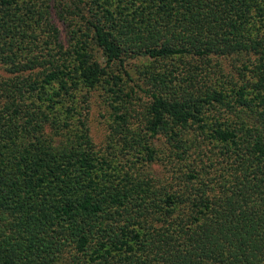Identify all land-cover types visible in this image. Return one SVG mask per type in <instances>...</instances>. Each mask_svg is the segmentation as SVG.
<instances>
[{
    "label": "trees",
    "instance_id": "16d2710c",
    "mask_svg": "<svg viewBox=\"0 0 264 264\" xmlns=\"http://www.w3.org/2000/svg\"><path fill=\"white\" fill-rule=\"evenodd\" d=\"M48 1L0 0V264H264V0H54L68 48Z\"/></svg>",
    "mask_w": 264,
    "mask_h": 264
},
{
    "label": "rangeland",
    "instance_id": "374dc122",
    "mask_svg": "<svg viewBox=\"0 0 264 264\" xmlns=\"http://www.w3.org/2000/svg\"><path fill=\"white\" fill-rule=\"evenodd\" d=\"M49 10H50V23L52 29L50 32L47 28H44L43 25L40 29L41 31L38 33V39L42 42L48 41L51 39L49 46H58V44L62 45L63 48H68L73 44L78 38H81V33H85L86 27L83 23L78 21V17H76L73 13H75L74 8L72 5H67L66 10L63 12V15L59 14V8L62 4L56 3L54 0H49ZM51 34V37H50ZM88 50H90L93 56L101 61H103V56L101 50L96 47L94 43L90 40L88 41ZM135 60V59H134ZM243 58L240 56H234L233 58L229 57L223 61H221L224 68H219L221 70V74L224 77L231 76L233 74L234 66H238L240 61ZM138 64V60L132 61ZM131 63V64H134ZM194 66H193V65ZM190 68L192 70H196L197 74L204 72L200 68L205 67V63H202L201 60L197 62H192ZM242 66V65H239ZM199 69H198V68ZM137 71L134 70L132 73H136ZM2 73V68L0 67V74ZM107 96L108 93L105 92L104 89L98 87L95 90H92L88 93L87 98L84 101V106L86 110V117L89 127L90 136L93 142L96 144L97 148H102L106 151L110 150L111 143L109 140V128L111 123V111L107 105ZM198 136V135H197ZM200 137V136H198ZM200 140V138H199ZM157 144L164 147L163 140H157ZM100 149V150H102ZM102 150V151H104ZM105 151V152H106ZM112 151V150H111ZM117 163L119 166H127L130 162H127L126 157H119L117 158ZM166 161H162L160 158L158 160L153 161L149 165V167H145L146 170L150 172V176L161 178L162 173L161 171L164 169V164ZM125 164V165H124Z\"/></svg>",
    "mask_w": 264,
    "mask_h": 264
}]
</instances>
